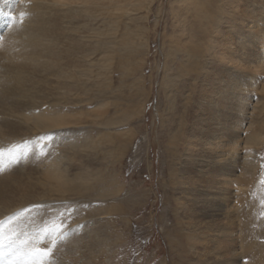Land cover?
<instances>
[{"label":"bare ground","instance_id":"1","mask_svg":"<svg viewBox=\"0 0 264 264\" xmlns=\"http://www.w3.org/2000/svg\"><path fill=\"white\" fill-rule=\"evenodd\" d=\"M103 1L0 0V220L22 213L10 226L6 225L5 238L10 227L35 239L32 247L52 248L51 256L38 257L37 264L40 260L43 264H59L62 258L66 260L65 256L70 259L75 255V237L69 234L65 239L53 223L49 230L43 228L47 215L40 207L56 213L61 194L73 197L75 192L83 194L88 189L86 175L73 177L68 166L61 167L68 158L61 161L56 139L60 138V131L61 138L68 143L76 133L75 112L68 108L65 113L63 109L75 103L78 76L87 92L91 42L82 26L104 18ZM128 4H124L125 12L134 13V5ZM175 8V19L182 16L181 22L191 23L187 33L191 41L185 46L187 63L183 69L188 70L184 71L185 76L193 80L202 76L212 65L203 61L208 56L218 59L219 65L213 68L223 74L221 80H211L213 77L203 80L199 90L192 93L196 96L186 131L190 139L184 143L185 155H180L184 166L182 190L187 197L179 205L189 221L185 239L191 244L185 250L198 254L195 264H231L245 258H251L248 264H264V244L257 248L250 242L254 234L248 231L252 214L245 215L240 207L231 208L229 203L243 192L253 170L243 150L258 137L242 138V134L249 129L246 126L251 115L249 92L254 85L243 87L242 82L230 80L224 70L235 66L243 72H264V0H182ZM121 9L122 5L120 12ZM74 24L77 27L72 28ZM79 33V38L73 35ZM103 36L99 31L98 43H102ZM197 36L200 39L194 41ZM101 49L96 47L94 52ZM87 100L81 103L86 104ZM101 105L97 116L106 112ZM122 123L125 120L119 123L115 120L110 125ZM182 125L174 127L171 134L170 147L175 152L178 142L184 140ZM43 134L50 144L45 150L52 153L48 156L51 159L43 156ZM115 136L123 141L126 138L127 146L133 143L127 132ZM195 138L203 143L197 144ZM91 178L97 180L96 176ZM235 182L238 194L231 190ZM199 212L208 214L210 221L205 219L209 223L198 218ZM210 233L216 237L210 238ZM173 237L174 243L180 238L184 240L178 232ZM173 240L169 238L170 244ZM198 242H209L211 246L203 244L197 248ZM10 259L8 249L0 250V264H9Z\"/></svg>","mask_w":264,"mask_h":264},{"label":"rangeland","instance_id":"2","mask_svg":"<svg viewBox=\"0 0 264 264\" xmlns=\"http://www.w3.org/2000/svg\"><path fill=\"white\" fill-rule=\"evenodd\" d=\"M181 1L105 0L104 18L82 26V32H87L91 42L89 85L85 92V84H81L80 76L77 77L75 103L63 109L65 113L68 108L75 112L76 133L67 143L59 131L60 138L56 139L59 145L56 146L61 152V161L68 158L61 167L68 166L73 177L86 175L88 189L83 194L75 192L73 197L61 194L56 213L40 207L48 218L41 223L43 228L49 230L48 226L53 223L65 239L69 234L75 237V255L70 259L65 256L66 260L62 258L59 264L197 262L198 254L185 250L191 244L185 239L189 221L179 205L187 197L182 190L184 166L180 155H185L184 143L190 139L186 131L196 96L192 93L199 90L203 80L209 77L221 80L223 74L213 68L219 65L218 59L208 56L203 61L212 65L202 76L195 80L185 76L184 71H188L183 69L187 63L185 46L191 41L187 35L191 23L186 26L181 22L182 16L175 19L173 11ZM127 3L134 5V13L125 12L124 4ZM92 8L97 11L95 6ZM99 31L104 34L102 43H98ZM73 35L80 37V33ZM198 39L197 36L194 41ZM96 47L102 49L94 52ZM81 60L79 55V62ZM224 70L228 71L230 80L242 82L243 87L254 85L249 92L251 115L246 122L249 129L246 127L247 131L242 134V138L258 137L243 150L253 170L240 197L238 184L232 185L231 190L238 195L229 203L231 208L240 207L245 215L252 214L248 231L254 234L250 242L259 248L264 244V72H243L235 66ZM82 71L80 64L78 72ZM85 99L87 103H81ZM188 99L192 101L187 102ZM102 103L106 112L97 116ZM115 120L118 123L125 120V123L110 125ZM180 125L181 130L185 129V136L178 142L176 154L170 147L171 134ZM119 132H127L133 143L127 146L126 138L119 140L115 136ZM42 137L45 141L42 143L43 156L48 158L52 153L46 152L45 147L50 144L46 134ZM195 141L203 143L198 138ZM93 176L97 177L96 181L92 180ZM68 198L72 201H67ZM206 212L197 214L205 224L210 221ZM177 232L184 240L180 238L174 243L173 233ZM211 234L210 238L216 237ZM169 238H174L172 244ZM201 243L198 242L197 248L203 244L211 246L209 242ZM251 262V258H245L231 264Z\"/></svg>","mask_w":264,"mask_h":264},{"label":"snow or ice","instance_id":"3","mask_svg":"<svg viewBox=\"0 0 264 264\" xmlns=\"http://www.w3.org/2000/svg\"><path fill=\"white\" fill-rule=\"evenodd\" d=\"M25 209L24 211H29ZM22 213H16L7 218V220H0V250L8 249L12 257L9 264H37L38 257H48L52 254V248H35L31 245L36 243L35 239H30L24 236L21 232H15L9 227L7 238H5V227L10 226L17 217ZM23 237V238H22ZM55 247V241H53ZM39 264H43L40 260Z\"/></svg>","mask_w":264,"mask_h":264}]
</instances>
